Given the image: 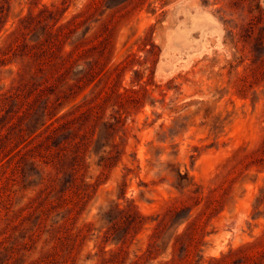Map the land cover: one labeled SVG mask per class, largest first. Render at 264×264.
<instances>
[{
	"label": "rangeland",
	"instance_id": "374dc122",
	"mask_svg": "<svg viewBox=\"0 0 264 264\" xmlns=\"http://www.w3.org/2000/svg\"><path fill=\"white\" fill-rule=\"evenodd\" d=\"M0 146V264H264V0H0Z\"/></svg>",
	"mask_w": 264,
	"mask_h": 264
},
{
	"label": "trees",
	"instance_id": "16d2710c",
	"mask_svg": "<svg viewBox=\"0 0 264 264\" xmlns=\"http://www.w3.org/2000/svg\"><path fill=\"white\" fill-rule=\"evenodd\" d=\"M40 49L42 52L46 51V48H44V47H41ZM14 95H18V94L17 93L16 94H9L8 96H6L5 97L6 101H4V105H6L9 100L16 99L17 97L15 98ZM45 109H47V107ZM67 117H68L67 120H65V122L61 126H55L54 122L47 124V121H45L33 132V133H36L41 127L45 126V128H46L45 132H47L45 134H47V138L49 140H51L52 146H56V147L61 148L59 151V154H65L64 153L65 149L63 147H66V149H67V147H69V146H73L75 149L74 153H77L79 151V149L82 148V146L86 145V143L91 142V140L87 141L88 137L86 138V133H82V131L85 127L83 124L91 121L89 114H87L86 112H78V113L74 112V113L68 114ZM78 122L81 123V125H82L81 128L78 129V131L75 132L73 135L72 134L66 135V132L68 130H70L74 124H76ZM118 124H121V118H117L115 122L106 121L103 123V126H104V129L106 130V132H108L110 129H116V126ZM42 135H43V132H42V134L36 135V137L42 136ZM59 135H63V138L61 139V141L57 142L56 138ZM92 136H94V133L92 134ZM99 138H100V135H99ZM99 138L97 140H99ZM48 147L50 148L51 145L49 144ZM2 152H3V148H2V146H0V154ZM20 152H21V150H19L16 155H18ZM103 152L106 153L107 151L103 150ZM112 157L113 156L111 155V151L108 153L107 156H105L104 154L101 155L99 164L106 166L107 161L109 159H111ZM79 166H81L80 163L78 164V167ZM18 167L21 168L22 171H24L23 167L21 165H18ZM73 168H76V164H73ZM77 170H78V168H77ZM179 175L182 176L181 174H179ZM78 181H79V178L77 176H75L74 174H72L71 175V183L76 184ZM81 182L83 183L84 180H81ZM79 194H80V192L78 193V195ZM183 210H184V208H173L169 211L168 214H170L172 216H176ZM118 212H119L120 216H113L114 214L112 211H110V213L107 212V214L109 217L108 222L111 223L110 230H111L112 234L116 233V230H117L118 225L121 222V220L124 219V221L127 222L128 227H127V230H125V232L123 233V235L119 238V240H121V239H125V237L129 236L132 228H136V227L142 225L144 218L141 217L140 215H137V214H132V213L127 212V211L125 212L124 210H119ZM188 217L189 216L182 218V221H186L188 219ZM187 248H188V246H187ZM187 252H188V249H187ZM165 264H177V263H176V260L171 259L169 261H166ZM188 264H196V263H191V261H190V262H188Z\"/></svg>",
	"mask_w": 264,
	"mask_h": 264
}]
</instances>
